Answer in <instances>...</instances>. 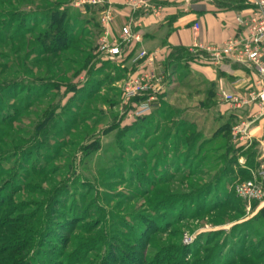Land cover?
Returning a JSON list of instances; mask_svg holds the SVG:
<instances>
[{
	"label": "rangeland",
	"instance_id": "obj_1",
	"mask_svg": "<svg viewBox=\"0 0 264 264\" xmlns=\"http://www.w3.org/2000/svg\"><path fill=\"white\" fill-rule=\"evenodd\" d=\"M89 6L0 0V264H264V213L242 224L264 198L237 192L264 182V144L234 132L246 116L209 109L188 71L135 116L124 84L140 71L96 57ZM53 8L71 18L58 53L42 42Z\"/></svg>",
	"mask_w": 264,
	"mask_h": 264
},
{
	"label": "crops",
	"instance_id": "obj_2",
	"mask_svg": "<svg viewBox=\"0 0 264 264\" xmlns=\"http://www.w3.org/2000/svg\"><path fill=\"white\" fill-rule=\"evenodd\" d=\"M88 8L98 9L100 15L105 8L114 10L115 20L108 38L111 42L119 37L121 28L127 23L139 31V42L123 46L122 60L133 72L151 69L145 60L133 63V57L141 49L156 54L163 67L173 61L169 71L176 75L175 85L180 84V73L188 71L192 86L203 87L200 94L208 102L209 109L219 116L228 115L234 119L246 116L247 121H251L248 138L264 144V103L252 100V94L263 87L255 68L227 56L216 58L197 47L210 44L222 47L232 38L238 41L237 49H242L249 33L241 20L249 19L253 12L246 0H150L149 7L136 9L129 7L127 0H105L104 4ZM262 48L264 52V42ZM184 49L188 50L189 58L185 57ZM195 52H199L201 58H195ZM221 90L233 94L241 103L225 102L221 99ZM257 128L260 132L253 135Z\"/></svg>",
	"mask_w": 264,
	"mask_h": 264
},
{
	"label": "built area",
	"instance_id": "obj_3",
	"mask_svg": "<svg viewBox=\"0 0 264 264\" xmlns=\"http://www.w3.org/2000/svg\"><path fill=\"white\" fill-rule=\"evenodd\" d=\"M253 7L252 15L247 20H241L248 29V40L242 49H237L238 41L230 39L225 46L215 45H197L204 52L215 56L216 58L227 56L234 61L253 66L259 76L263 87L257 94H252V100H261L264 103V52L262 44L264 42V0H246ZM73 5L85 12L87 6L104 4L105 0H72ZM127 5L132 9L140 7H149L150 0H127ZM115 20V12L111 8H105L100 15V23L103 26V36L98 46V52L108 58L114 59L123 54V46H128L141 40V34L135 30L131 23H127L120 30L119 37L109 41L111 35V24ZM196 29V27H195ZM203 55V54H202ZM101 56V57H102ZM145 60L150 70L140 71L130 77L124 84V97L126 100H133L138 96H147L146 99L139 102L134 110L135 116L147 115L152 111V103L157 100L158 94L163 93L168 84L169 71L159 62L156 54H150L147 50L141 49L132 61L135 64ZM221 99L225 102L241 103V100L221 90ZM251 121H245L234 127L235 134L242 133L248 137V129ZM262 179H264V159L262 160ZM239 195L249 196L251 198H264V182L257 183L255 180H247L237 186ZM264 200V199H263Z\"/></svg>",
	"mask_w": 264,
	"mask_h": 264
},
{
	"label": "trees",
	"instance_id": "obj_4",
	"mask_svg": "<svg viewBox=\"0 0 264 264\" xmlns=\"http://www.w3.org/2000/svg\"><path fill=\"white\" fill-rule=\"evenodd\" d=\"M47 16L49 17V24H48L49 29L51 30L53 27L56 28L55 33H53V31L46 32L45 33L46 35L44 34V36L42 38V42L45 45V47L47 48V50H50L52 52H57V51H63V50L70 49L72 46L70 41H72L71 38H73V37L68 36V33H69L68 28H69L71 18L67 17L66 11L60 10L59 8L49 9ZM94 17H95V14L91 13L90 17L88 16V18H86V17L85 18H86V21H89V19H94ZM74 20L77 21L76 19H74ZM87 33H88V36L93 35V32H91V30H89ZM76 39L80 40V38H76ZM91 43L90 44L88 43V44L90 45V47L94 51V49H96L97 47L93 46V44H94L93 42H91ZM86 44H87V42H86ZM183 52L186 53L185 57L189 58L190 54H189L188 50L184 49ZM97 56H98V58L100 57L99 52L96 53V57ZM193 56L195 58L200 57V55H198V54H194ZM172 63H173V61H171L169 63V65ZM169 65L165 64V66H164L167 71L170 70ZM169 78H172V74L170 73V71H169ZM146 97H147L146 95L145 96H138V97L134 98L132 101L140 102L141 100L146 99ZM152 105H153L152 110L157 109L159 107V105H160L159 96H158L157 100H155L152 103ZM144 116L145 115L138 116V117L143 118ZM222 130L224 132H227V131L231 130V127L229 126V124H226L225 126L222 127ZM258 145H259V143L254 141L252 146L250 145L248 147V150L244 152V157L246 158V162L249 164L248 165L249 167H252V168L255 167L256 168L258 166V164H260L259 162L256 163V159L258 158L259 153H260L259 151H257ZM244 172L245 171H243L242 174ZM256 207H257V205L253 208V210H255ZM262 213H264V206L262 208H260V210L252 218L243 222L242 224H246V223L252 221L253 219L258 217ZM141 235H143V234H141ZM137 239H141L140 236H138ZM173 256H174L173 254H171V255L162 254L161 257L160 256L158 257V260L159 261L163 260L162 264H166L169 260H172L171 258ZM139 261H140V264H157L158 263V262H154L152 260H151V262H147L146 260H144V258H140Z\"/></svg>",
	"mask_w": 264,
	"mask_h": 264
}]
</instances>
